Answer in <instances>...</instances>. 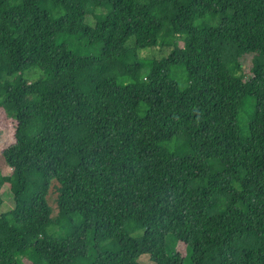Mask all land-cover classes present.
Here are the masks:
<instances>
[{
  "label": "trees",
  "instance_id": "trees-1",
  "mask_svg": "<svg viewBox=\"0 0 264 264\" xmlns=\"http://www.w3.org/2000/svg\"><path fill=\"white\" fill-rule=\"evenodd\" d=\"M1 109L0 264H264V0H0Z\"/></svg>",
  "mask_w": 264,
  "mask_h": 264
},
{
  "label": "rangeland",
  "instance_id": "rangeland-1",
  "mask_svg": "<svg viewBox=\"0 0 264 264\" xmlns=\"http://www.w3.org/2000/svg\"><path fill=\"white\" fill-rule=\"evenodd\" d=\"M87 23L94 25L95 20L93 17H88L86 20ZM131 42H133L131 40ZM130 42V44H131ZM72 48H79L80 52H84L86 49L83 45L77 42H70ZM172 48L162 47L161 45L141 50L139 52V59L143 65L142 75H146L150 69L151 63L154 60H161L166 58L170 55ZM242 65H244L243 73L246 75L247 79L252 77L250 73V68L252 66V56L248 55L243 61ZM35 71L28 74L29 77H33L34 79H38L42 76L40 71L34 73ZM171 78L175 80L181 90H185L188 87V74L184 66H176L172 69ZM253 100H248L245 106L243 107L240 115V122L242 127L247 129L248 126V115L250 117V112L253 108ZM15 128H16V121L11 118L4 110H0V177L9 176L12 173V169L8 166L5 161L2 159V152L8 148L10 145L14 144L15 142ZM1 195L4 200V203L0 209V215L4 212H7L14 208L15 202L12 192L8 190V188L3 187L1 190ZM51 227L50 233H54L55 231L58 232L59 228ZM61 228V227H60ZM57 235H61V233H56ZM136 236V235H135ZM178 248L184 252L185 248L182 244H179ZM176 249L173 244H171V250ZM185 253V252H184ZM138 262L140 264H153L148 256H142L139 258Z\"/></svg>",
  "mask_w": 264,
  "mask_h": 264
}]
</instances>
